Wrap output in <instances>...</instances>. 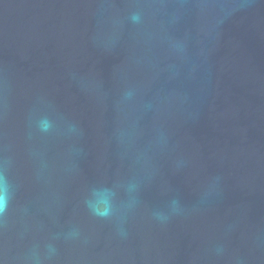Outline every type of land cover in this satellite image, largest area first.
<instances>
[{"label": "water", "instance_id": "1", "mask_svg": "<svg viewBox=\"0 0 264 264\" xmlns=\"http://www.w3.org/2000/svg\"><path fill=\"white\" fill-rule=\"evenodd\" d=\"M0 264H264V0H0Z\"/></svg>", "mask_w": 264, "mask_h": 264}, {"label": "clouds", "instance_id": "2", "mask_svg": "<svg viewBox=\"0 0 264 264\" xmlns=\"http://www.w3.org/2000/svg\"><path fill=\"white\" fill-rule=\"evenodd\" d=\"M6 206V201L3 196H0V212L4 211V208Z\"/></svg>", "mask_w": 264, "mask_h": 264}]
</instances>
